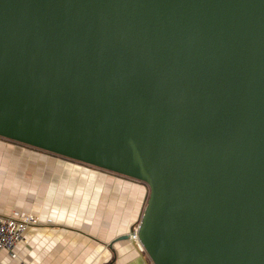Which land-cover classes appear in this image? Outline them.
Instances as JSON below:
<instances>
[{
	"label": "water",
	"instance_id": "1",
	"mask_svg": "<svg viewBox=\"0 0 264 264\" xmlns=\"http://www.w3.org/2000/svg\"><path fill=\"white\" fill-rule=\"evenodd\" d=\"M0 137L144 182L154 264H264V0H0Z\"/></svg>",
	"mask_w": 264,
	"mask_h": 264
},
{
	"label": "crops",
	"instance_id": "2",
	"mask_svg": "<svg viewBox=\"0 0 264 264\" xmlns=\"http://www.w3.org/2000/svg\"><path fill=\"white\" fill-rule=\"evenodd\" d=\"M149 193L143 182L0 138V214L39 216L0 264H154L129 236Z\"/></svg>",
	"mask_w": 264,
	"mask_h": 264
},
{
	"label": "built area",
	"instance_id": "3",
	"mask_svg": "<svg viewBox=\"0 0 264 264\" xmlns=\"http://www.w3.org/2000/svg\"><path fill=\"white\" fill-rule=\"evenodd\" d=\"M38 222V216L33 212H23L18 216L0 214V252L7 251L15 256V249L24 240L25 232ZM139 225L131 231L130 238L141 245L138 236Z\"/></svg>",
	"mask_w": 264,
	"mask_h": 264
},
{
	"label": "rangeland",
	"instance_id": "4",
	"mask_svg": "<svg viewBox=\"0 0 264 264\" xmlns=\"http://www.w3.org/2000/svg\"><path fill=\"white\" fill-rule=\"evenodd\" d=\"M1 139H4V140H8L9 142H13V143H15V144H17V145H19V146H25V147H29V148H34V149H38V150H41V151H44V152H48V151H45V150H42V149H39V148H35V147H32V146H29V145H27V144H23V143H21V142H17V141H13V140H10V139H7V138H4V137H0ZM4 142H6V141H4ZM49 154H53V153H50V152H48ZM53 155H56V154H53ZM57 156H59V155H57ZM62 157V156H61ZM68 159V158H67ZM139 182H141V181H139ZM144 183V182H143ZM145 201H147V200H145ZM146 204L147 203H145L144 204V208H145V206H146ZM143 208V209H144ZM32 212H34V211H32ZM143 212H144V210L142 211V214H143ZM35 214H36V212H34ZM141 214V215H142ZM37 215V214H36ZM38 216V215H37ZM39 217V216H38ZM140 221H141V219H140ZM140 221H138V222H140ZM138 223H136V225H137ZM135 225V226H136ZM139 225V224H138Z\"/></svg>",
	"mask_w": 264,
	"mask_h": 264
}]
</instances>
